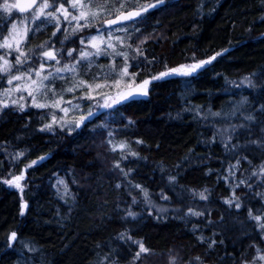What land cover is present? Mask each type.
<instances>
[{
	"label": "trees",
	"instance_id": "16d2710c",
	"mask_svg": "<svg viewBox=\"0 0 264 264\" xmlns=\"http://www.w3.org/2000/svg\"><path fill=\"white\" fill-rule=\"evenodd\" d=\"M134 25L149 37L133 44L143 52L130 61L137 82L165 65L222 54L192 76L153 81L147 97L108 108L74 133L46 130L40 110L1 109L0 264H169L171 256L177 264H198L197 256L203 264H252L264 254V221L248 216L249 208L264 216V177L252 176L264 154L255 148L234 154L218 132L264 104V90L245 82L255 73V83L264 85V0H169ZM48 26L30 32L24 46L46 41ZM245 97L248 102L231 115ZM252 132L260 135L258 127ZM110 133L125 149L109 145ZM239 155L251 163L241 160L230 170ZM17 175L23 176L22 191L4 183ZM241 180L252 188L236 187ZM136 184L167 209L159 219L154 209L148 215ZM205 189L209 199L201 200ZM233 190L240 210L225 203ZM189 207L211 215H187ZM129 209L138 214L135 220ZM13 231L17 239L9 244ZM134 241L150 249L138 261Z\"/></svg>",
	"mask_w": 264,
	"mask_h": 264
},
{
	"label": "snow or ice",
	"instance_id": "6c2138e0",
	"mask_svg": "<svg viewBox=\"0 0 264 264\" xmlns=\"http://www.w3.org/2000/svg\"><path fill=\"white\" fill-rule=\"evenodd\" d=\"M66 3L70 6L73 11H70L68 7H65ZM168 5L169 0H148V2L146 3H140L139 0H136L134 4L128 6L124 2V0H121L119 7L116 9L118 14H116L113 19L103 20L101 27H103L104 24L113 26L120 21H133L134 23H142L147 19L150 13L156 10H163ZM14 9L18 10L21 14L30 13V16H25V20L30 19L32 22H36L41 17H43L44 20L41 21L42 23L46 21L48 23L54 24L56 27V31L53 32V37L56 36V32L61 30L62 22L72 24V22L74 21L75 26L73 27V33L75 34L76 32H82L85 29L89 28L92 23L95 22L98 18V12L91 11L89 9V5L83 3V0H51V2L50 0H39V2L38 0H15V2L3 0V2L0 3V12L9 14V18L13 13ZM100 10L107 11L109 14H112V10L107 7V4H105ZM74 12H78V14H74ZM81 21H83V23H81ZM2 28L3 26L0 25V35H2ZM106 31L108 36L107 40L101 38L100 28L96 29V35L79 37L80 45L86 47L87 42V45H90L91 49L95 50L94 52L85 50V47H82L79 50V55L74 56L73 54L77 51V49H68L67 57L72 58L74 62L65 63L62 67H55L53 71H49L47 72V74H43L45 70V63L48 61H54L56 65H59L61 63V58L64 56V53L62 51L55 50L54 44L46 42L44 45H41L40 49L38 50V58L41 61L39 64V69L34 68L32 64L29 63L31 59L29 54L25 52L22 48V45L27 40L29 29L27 27L18 28L17 24L13 22L11 24V27L8 29V33L6 35H2V38H0V50H3V52H0V79H5L7 85H10L12 87L3 88L2 90H0V96L10 97L11 93H19L23 88L28 92V95L32 97L33 104L38 108H43L45 107L44 104L36 103L35 93L39 92L41 94H47L49 89L48 86L45 84V81L51 83V81L54 80L57 76L63 78L61 74L65 72H71L76 75L77 66L83 60H88V63L90 65V58L93 56L118 55L124 57L125 63L120 69V78L114 81V85L117 88L116 94L109 95L107 93H97L100 96V99L104 101L103 107L111 108L113 107V105H118L129 101H135L137 97H147L150 92L149 85L153 81H158L167 78L171 75H181L185 77L192 76L198 73V71L204 69L206 65L211 64L212 61L216 60V58L222 54L221 52H217L215 55L210 56L207 59L200 60H196L194 57L192 63L181 64L177 67L169 68L167 67V65H165L164 71H161L155 75H151L150 77L137 82L135 79L137 73L129 72V54L127 52L116 51V45L113 43L114 40L116 43L124 45V39L120 36H114L111 30ZM135 31L139 32L140 29L136 28ZM65 39H67V36H65ZM145 39H147V37H145ZM59 43L63 46L64 41L61 40L59 41ZM103 45H106V47H102ZM128 47H131V45H128ZM108 49H111L112 52H108ZM223 51L227 52L228 49H224ZM135 52L138 56L143 55V52L139 47L135 49ZM13 53H15L14 56ZM10 57H12V59H10ZM145 59H147V57H145ZM154 59L155 57H153V60ZM33 73L35 75V78H33ZM255 76V73L250 74L249 77H245V82L251 88L260 87L261 90H264V85H257L255 83L253 79V77ZM125 77H130V79H128L125 83L126 90L121 91V81ZM14 81H16L17 83L13 84ZM82 86L87 87V99H95V97L92 95V92L94 90L93 85L88 84L87 81H74L73 85L69 87L67 91L74 92L76 89ZM100 87V84L95 85L96 89H99ZM51 91H53V94H55L54 89H52ZM20 98L23 99L22 96ZM62 99L63 97H60V99L55 102V105L58 106ZM96 102L97 105H99V101ZM247 102V98H243L240 104L234 107L231 115L235 116L236 112H240L244 104H246ZM10 103L12 105L18 106L21 111H23L25 108L24 104H17L16 100H11ZM69 103L71 102L69 101ZM0 107H9V102L4 99H0ZM76 107H78V105ZM62 111L67 112L68 109L64 108L62 109ZM241 114L243 115V113ZM91 115L92 112L91 110H89L88 116L90 117ZM213 115L219 116L220 114L213 113ZM260 115H264V104H261L259 108L253 109V111L249 112L247 115H244L243 122L238 124H230L227 128L218 130L219 135L221 136V142L224 143L225 148L229 151H232L234 154L244 153L249 148H255L256 150L264 154V121H261L259 119ZM85 119H87V117L82 115L79 120L74 122V124L69 125V130H71L72 128H79L84 123ZM132 123L134 122L129 120V124ZM45 127L51 130V125H46ZM253 127L259 128V136L254 137V134L252 132ZM244 133H246V135H244V139L243 141H241L240 137ZM109 135H111V133ZM212 140L213 142H215V134ZM234 140L235 142H233ZM137 143H142V141H137ZM125 146L126 145L124 143H121L117 147L123 149L125 148ZM133 155H136V153H133ZM39 159H44V157H40ZM241 160L248 161L249 163H251L247 155H239L236 160V164L230 165V170L233 167H238L241 163ZM31 163L35 164L36 161H32ZM115 167H120L119 162H116ZM121 171H123V169H121ZM252 176L264 177V160H262L261 165L258 166V170H253ZM22 179V175H17L13 176L12 179L4 180V183L8 185H15V187L20 188L19 182ZM169 180L174 182L176 178L169 177ZM240 184H243L248 188H252V185L248 181L241 180L239 184L236 185V187H239ZM117 187H120V185H117ZM135 187L137 189H140L143 194L148 215L151 216L154 209L157 213V219H159L160 214L165 213L167 209L154 205L149 196L148 190L143 188L142 185L136 184ZM208 191V189H205L204 191L198 193L201 200L209 199V196L206 195ZM161 199L168 200L169 197L162 192ZM132 202L133 204L137 202L135 197H133ZM225 203L228 204L230 208L233 206L237 210H240L242 208V201L239 197L236 196L235 190H233L232 197L227 199ZM20 207L21 215H23L24 209L27 207V205L22 203ZM205 213H207L208 216L211 215V212L208 209H205L204 211H197L189 207L187 210V215L190 216L200 217L205 216ZM137 215L138 214L132 211L131 209L127 211V216L131 217L133 220L137 218ZM248 216L257 222L264 221V216L253 215V210L251 208L248 209ZM220 222L223 223V217H221ZM208 223L209 225H212L213 221L209 220ZM259 227L261 230H264V222L259 223ZM124 237L125 234L121 233V238L123 239ZM16 239L17 233L15 231L11 232L8 236L9 244H11V242L15 241ZM128 239H131L130 235L128 236ZM198 239L201 242L204 241L203 236L198 237ZM134 243L138 244V251H136L133 260L138 261L141 258V254L149 253L150 249L145 247V244L141 241H134ZM215 243L216 241L212 240L209 244V247H211ZM221 243H223V241H221ZM253 259L256 258L254 257ZM259 259L264 260V255H260ZM195 262H198V264H203L199 256L195 257ZM169 264H177V257L171 256L169 258ZM189 264H194V262L190 261ZM245 264H248V262L246 261Z\"/></svg>",
	"mask_w": 264,
	"mask_h": 264
},
{
	"label": "rangeland",
	"instance_id": "374dc122",
	"mask_svg": "<svg viewBox=\"0 0 264 264\" xmlns=\"http://www.w3.org/2000/svg\"><path fill=\"white\" fill-rule=\"evenodd\" d=\"M140 1L142 0H139V2ZM2 2L3 0H0V3ZM9 2H15V0H9ZM124 2L128 6H131L136 2V0H124ZM83 3L89 5V9L91 11L98 12V18L95 22L92 23V25L89 28L85 29L82 32H76L75 34L73 33V27L75 26L74 21L72 22V24H68L67 22H62L61 30L56 32V36L53 37L52 34L54 31H56V27L54 24L48 23L46 21L42 23L41 21L44 20L43 17H41L36 22H32L30 19L25 20V16H30V13L20 14L19 11L14 9L10 18H9V14L0 12V25L3 26L2 35H6L8 33V29L11 27V24L13 22L17 24L18 28L27 27L29 29L28 34L30 32H36V30L39 31L41 29H44L47 25H49L48 26L49 31L47 34L48 38L46 41H44L43 43L41 41H38L39 43H37V46L31 48L25 47L24 46L25 43L22 45L23 50L27 52L31 58L29 63H31L32 66L36 69H39V64L41 62L40 59L38 58L39 57L38 50L40 49V46L44 45L46 42H50L54 44L55 50L62 51L64 53V56L61 58V63L59 65H56L54 61H48L45 63V70L43 74H47V72L53 71L55 67H62L63 64L65 63L74 62L72 58L67 57V50L77 49V51L73 55L74 56L79 55V50L82 47H85L80 45V41H79L80 36L96 35L97 34L96 29L100 28L101 38L107 40L108 36L106 30H111L114 36H120L124 39V45H120L116 43L114 40L113 43L116 45V51L127 52L129 54L128 63L130 65L132 59L135 58L134 57L135 50L133 48V44L135 43H136L135 45L141 44L142 41L146 40L145 37L147 38L149 37L147 35H142L141 33L135 31L136 27L134 23H132L130 26L123 25V26H117L115 28L101 27L103 20L112 17L118 13L116 9L119 7L121 0H83ZM105 4H107V7L112 10V14H109L107 11L100 10ZM65 7H68L70 11H73L67 3L65 4ZM74 14H78V12H74ZM81 23H83V21H81ZM2 35H0V38H2ZM65 36H67V39H65ZM61 40L64 41L63 46L59 43V41ZM128 45H131V47H128ZM102 47H106V45H103ZM85 50L93 51V52L95 51L94 49H91L90 45H87V42H86ZM0 52H3V50H0ZM108 52H112V50L108 49ZM14 55L15 53H13V56ZM10 59H12V57H10ZM90 59H91L90 65L88 63V60H83L77 66L76 75H74L71 72H65L61 74L63 78L57 76L54 80L51 81V83L45 81V84L48 86L49 89L47 94H41L39 92L35 93L36 103L44 104L45 107L43 108L36 107L33 104L32 97H30L28 95V92L23 88L19 93L13 92L11 93L10 97L0 96V99H4L9 102V107L7 108H11L18 112L21 110L18 108V106L12 105L10 103L11 100H16L17 104H24L25 105L24 110L35 109V110L43 111L42 113V117L44 119L43 126L46 130L49 129L46 128L45 126L51 125V130L58 128L68 133H74L80 131L85 127L86 121L94 119V117L100 116V114L103 111L108 109L103 107L104 101L100 99V96L97 93H107L109 95L116 94L117 88L114 85V81L120 78V69L123 67L125 63L124 57L118 55H100V56H93ZM184 64H189V63H184ZM129 72L132 73L131 66L129 67ZM173 76H181V75H171L169 77H173ZM33 78H35L34 73H33ZM128 79H130V77H125L121 81V85H120L121 91L126 90L125 83ZM77 80L87 81L88 84L93 85L94 90L92 92V95L95 97V99L93 100L87 99L86 86H82L76 89L74 92L67 91V89L73 85L74 81ZM15 83L17 82L14 81L13 84ZM96 84H100L101 87L99 89H96L95 88ZM7 87H12V86L7 85L5 79H0V90ZM52 89H54L55 94H53V91H51ZM21 96L23 97V99L20 98ZM60 97H63V99L62 101H60L59 105L56 106L55 102L59 100ZM140 98H145V97H137L136 99H140ZM69 101L71 103H69ZM96 101H99V105H97ZM77 105L78 107H76ZM114 106L117 105H113V107ZM64 108L68 109V111L67 112L62 111V109ZM1 109H5V108L0 107V110ZM89 110H91L92 112V115L90 117L88 116ZM82 115L87 117L88 119L87 120L85 119L84 123L79 128H72L71 130H69V125L74 124V122L79 120V118ZM108 142L113 149H121L117 147L121 143L116 142L113 139L112 134L109 135ZM19 183H20V188L15 187V185H8V184L6 185L21 191V189L24 188V183L22 182V180H20ZM12 243L13 242H11V244ZM259 256L257 261H255L252 264H264V260H260Z\"/></svg>",
	"mask_w": 264,
	"mask_h": 264
},
{
	"label": "water",
	"instance_id": "95a60500",
	"mask_svg": "<svg viewBox=\"0 0 264 264\" xmlns=\"http://www.w3.org/2000/svg\"><path fill=\"white\" fill-rule=\"evenodd\" d=\"M117 14H118V13H117ZM114 16H115V15H114ZM114 16H113V17H110V18H107V19H113ZM105 20H106V19H105ZM129 22H133V21H120V22H118L116 25H113V26H109V25H106V24H104L103 26L109 28V27H114V26L123 25V24L129 23Z\"/></svg>",
	"mask_w": 264,
	"mask_h": 264
},
{
	"label": "flooded vegetation",
	"instance_id": "af4514ba",
	"mask_svg": "<svg viewBox=\"0 0 264 264\" xmlns=\"http://www.w3.org/2000/svg\"><path fill=\"white\" fill-rule=\"evenodd\" d=\"M112 28H115V27H112Z\"/></svg>",
	"mask_w": 264,
	"mask_h": 264
},
{
	"label": "bare ground",
	"instance_id": "6f19581e",
	"mask_svg": "<svg viewBox=\"0 0 264 264\" xmlns=\"http://www.w3.org/2000/svg\"><path fill=\"white\" fill-rule=\"evenodd\" d=\"M29 14V13H28Z\"/></svg>",
	"mask_w": 264,
	"mask_h": 264
}]
</instances>
